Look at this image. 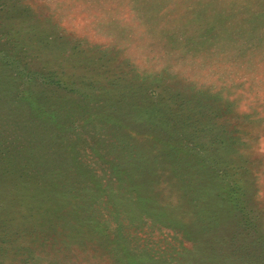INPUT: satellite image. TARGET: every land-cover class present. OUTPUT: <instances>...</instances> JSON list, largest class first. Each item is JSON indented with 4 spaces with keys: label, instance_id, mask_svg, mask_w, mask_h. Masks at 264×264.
Masks as SVG:
<instances>
[{
    "label": "rangeland",
    "instance_id": "1",
    "mask_svg": "<svg viewBox=\"0 0 264 264\" xmlns=\"http://www.w3.org/2000/svg\"><path fill=\"white\" fill-rule=\"evenodd\" d=\"M4 162L0 264H264V0H0Z\"/></svg>",
    "mask_w": 264,
    "mask_h": 264
},
{
    "label": "trees",
    "instance_id": "2",
    "mask_svg": "<svg viewBox=\"0 0 264 264\" xmlns=\"http://www.w3.org/2000/svg\"><path fill=\"white\" fill-rule=\"evenodd\" d=\"M23 10V9H22ZM6 65V61L1 60ZM15 70V69H14ZM31 85V84H30ZM50 85H54L51 83ZM39 88H42V90H47L48 88H51L53 86H47V85H38ZM27 88V87H26ZM59 89V88H58ZM49 91H54L53 89H50ZM60 92L62 90L59 89ZM36 97V96H35ZM37 98V97H36ZM20 101H30L31 104V94L28 91L23 92L22 97L20 98ZM30 104H28L30 106ZM24 164L22 163H16V164H9L8 162H4V164L0 163V183L5 180L6 178H9L12 180L9 184V186L3 191L2 196L5 198L4 201H2L0 205V238H6L8 237V233L12 231L13 235H16L17 233H23L24 235L27 234V231L31 227H39L40 232L42 229V223L44 221V215H40L38 218H36V214L42 211L41 204L37 202H28L27 198L25 197L27 194L25 191H27V188H25L23 185H21L23 180H26L27 178V172L25 171ZM39 166V165H38ZM44 168L38 167L37 172L41 173L40 176H37V174H34L32 178H38L42 177V172L44 171ZM124 175L122 178H119L117 180L118 183H121L122 188L126 193L135 196L132 198L134 201V204L140 209L145 210L149 204L152 203V199L149 197H146L148 192L142 187V189L145 190V192H142L138 189L136 183L133 184L132 180L130 179V176L127 174H121ZM30 176V175H29ZM12 178V179H11ZM38 181L35 183V197H41V194L37 191L39 190ZM2 184H0L1 186ZM190 184H182V188H179L180 191L183 193V195L186 196L187 191ZM204 190V189H202ZM186 191V193L184 192ZM240 191V188L236 186L233 187V193H230L231 195L237 194V192ZM189 192V191H188ZM221 202V201H220ZM228 205H234L236 210H239L243 207V203L241 202V198H237L235 200H229L227 201ZM108 214L116 215L119 212L115 211L113 207L110 210H107ZM9 212L10 217L6 216V213ZM13 214H17L18 217L15 218ZM7 218V219H6ZM48 220H46L47 222ZM9 229V232L7 233L6 230ZM39 231V230H37ZM5 232V234H4ZM44 233V232H41Z\"/></svg>",
    "mask_w": 264,
    "mask_h": 264
}]
</instances>
